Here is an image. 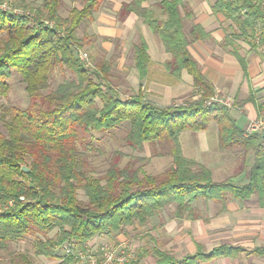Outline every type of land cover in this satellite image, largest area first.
Listing matches in <instances>:
<instances>
[{
    "label": "trees",
    "instance_id": "16d2710c",
    "mask_svg": "<svg viewBox=\"0 0 264 264\" xmlns=\"http://www.w3.org/2000/svg\"><path fill=\"white\" fill-rule=\"evenodd\" d=\"M81 1L82 7L71 8L66 17L59 13L63 0H40L37 7L20 1L18 7L35 10L58 26H65L68 33L64 37H56L52 28L29 24L23 15L0 10V101L7 96L13 71L20 75L29 99L24 108L8 109L0 103L9 114L5 132L0 129V258L5 252L10 264H33L27 251L10 250V244L29 238L35 256L56 259L57 264H73V254L59 253L63 246L82 247L97 234L134 223L143 225L172 203L176 205L174 216L189 218L196 217L192 203L198 199L223 202L228 195L246 200L257 194L263 204L264 130L246 133L237 126L229 107L215 98L212 83L188 50L192 40L208 34L194 24L184 31L178 11L183 0H160L164 20L154 17L151 8L143 7V0L122 3L119 8L121 16L135 12L160 38L169 54L164 63L169 73L180 77L185 70L191 76L198 97L168 106H157L141 93L122 98L106 82L108 60H95L88 54L94 63L86 68L77 58L70 40L84 49L75 32L93 19L104 2ZM212 9L236 26L232 36H226L225 46L234 38L255 33L264 42L262 0H215ZM238 59L244 71V60ZM148 61L147 44L140 38L134 45V65L141 78ZM55 68L71 76L46 91ZM258 110L264 115V103ZM211 121L217 124L221 149L238 147L253 152L247 184L237 187L229 180L214 181L209 167L183 155L180 132L203 130ZM122 124H128L124 139L133 151H142L144 144L153 146V151L156 145L165 146L171 157L168 167L151 174L143 167L144 156L133 154L121 165L122 153L115 152L104 172L95 175L85 158L77 157L83 156L79 152L81 144L93 150V133L108 132ZM79 190L85 199L78 197ZM52 230L55 234L49 236ZM239 251L220 245L207 253L176 258L154 246L137 256L152 252L156 264H191L198 258ZM250 253L264 257V247Z\"/></svg>",
    "mask_w": 264,
    "mask_h": 264
},
{
    "label": "crops",
    "instance_id": "0c3cea01",
    "mask_svg": "<svg viewBox=\"0 0 264 264\" xmlns=\"http://www.w3.org/2000/svg\"><path fill=\"white\" fill-rule=\"evenodd\" d=\"M108 1L113 8L112 14L109 9H103V4L93 13V19L85 29L89 35L101 39L116 38V69L125 76L131 87L137 86L134 94L141 93L145 99L159 106L176 105L175 101L183 96L196 99L198 95L195 94L192 78L185 70L181 71L180 77L166 70L164 63L169 54L160 38L135 12L123 16L119 14L121 4L131 0ZM159 2L143 0L141 5L151 8L154 17L164 20L166 15L160 9ZM214 2L183 0L178 11L185 32L194 24L208 34L192 40L188 50L198 62L203 75L212 83L215 98L231 102L229 112L237 126L244 130L248 119L263 114L259 113L258 106L264 103V42L258 40V34H251L243 39L234 38L232 44L225 46L226 36H232L236 26L223 13L212 9ZM73 7L79 9L82 3ZM59 13L62 17L68 15L60 9ZM112 31L114 34H109ZM140 38L145 40L149 55L146 74L142 78L134 65V45ZM238 57L244 60V71ZM208 126L203 130L180 132L183 155L209 167L214 181L229 180L237 187L247 184L254 161L253 152L238 147L221 149L217 126L216 130ZM192 206L196 212L194 218L174 216L175 209L169 213L161 210L150 217L138 231L147 235L153 246L142 247V251H150L155 246L176 258H183L188 254L207 253L214 247L227 245L241 251L209 259L198 258L191 264H264V257L250 253L255 248L264 247V203L260 202L257 194H252L246 200L228 195L223 202L198 199ZM136 264H156L155 256L149 252L138 257Z\"/></svg>",
    "mask_w": 264,
    "mask_h": 264
},
{
    "label": "rangeland",
    "instance_id": "374dc122",
    "mask_svg": "<svg viewBox=\"0 0 264 264\" xmlns=\"http://www.w3.org/2000/svg\"><path fill=\"white\" fill-rule=\"evenodd\" d=\"M21 0H14V3L19 6ZM26 5L37 7L40 4V0H24ZM81 4V0H63V3L60 7V11H64L65 14L74 6V4ZM103 4L105 7L104 10L109 9L110 13L113 11L111 5H109L108 0H104ZM103 6V5H102ZM111 7V8H110ZM109 13V12H108ZM114 15V14H113ZM88 22H84L80 25L78 30L75 32L76 40H78L84 49L88 52L91 58L97 60L98 58H104L110 62V68L108 71V76L106 78V82L113 87L114 90L120 94L122 98L128 97L136 93L137 86L134 85V88L128 83L125 79V76L117 71V40L115 37L109 38H99L96 36H91L86 31L85 26ZM147 28V26L145 25ZM109 34H114L112 31ZM257 34V33H255ZM92 62L94 63V60ZM92 63V64H93ZM71 74L69 72L62 73L57 68L53 69L50 73L49 77V86L46 91L52 90L56 87L58 83L63 81L66 78H69ZM124 76V77H123ZM10 89L7 93V96L3 97L0 101L1 105L4 108L11 109V107L24 108L28 102V96L23 88V83L20 75L13 71L12 75L9 79ZM187 96L181 97L179 100L175 101L176 104H180L185 100H189ZM222 100V99H221ZM224 101V100H222ZM229 105L231 102L228 100ZM156 104V103H154ZM159 106L160 104H156ZM8 110L3 111L0 108V129L5 132L4 122L8 119ZM251 119V118H250ZM249 120V119H248ZM247 120V121H248ZM246 121V123H247ZM246 125V124H245ZM216 122L212 121L209 124V128H215L216 130ZM128 129V124H122L114 130L108 132H100L93 133L92 145L93 150L88 149V147L84 145H79V152H82L83 156L80 154L77 156L78 158H85L88 165L94 170L95 175H101L105 168L108 166L109 162L113 159L115 152H120L122 155L120 156L119 163L122 165L134 154L135 156H144L146 161L143 162L144 169L151 174H156L163 171L171 162V157L167 154L165 146L156 145L155 151H153V146L149 144H144V148L142 151H133L129 146L125 143V135ZM88 138V137H87ZM78 197L80 199H85V196L82 191L79 190ZM176 208L175 203L169 204L165 206L162 210L165 212H173ZM147 223V222H146ZM144 225V224H143ZM143 225H139L137 223L127 225L120 230L109 232V233H101L93 236L90 240H88L84 245L90 250V252L96 256H98L99 247L103 244H108L109 246H117L120 243H126L127 249L132 252L135 256V259L127 264H136L138 260L137 254H139L143 248L148 247L151 248L153 246L152 241L148 238L147 235L139 234L138 230H141ZM49 236L55 234V230L50 231ZM32 239H23L19 240L16 243L10 244V250L13 252L27 251L30 254L33 264H57L58 260H50L46 259L42 256H35L32 253L31 247ZM143 247V248H142ZM73 252L81 251L82 248L79 246H70ZM60 254L66 253L63 248L59 250ZM2 253H0L1 255ZM82 253V257H79L73 264H87V258L84 257ZM9 255L3 252V257L0 260L3 264H10Z\"/></svg>",
    "mask_w": 264,
    "mask_h": 264
},
{
    "label": "built area",
    "instance_id": "2783aa9c",
    "mask_svg": "<svg viewBox=\"0 0 264 264\" xmlns=\"http://www.w3.org/2000/svg\"><path fill=\"white\" fill-rule=\"evenodd\" d=\"M262 2H264V0H262ZM0 10L23 15L31 25L40 24L42 26L52 28L55 32L56 37H64L68 33L65 26H58L55 21L40 16L35 10L18 7L14 3V0H0ZM70 45L73 49L74 54L82 62V64L86 68H91L92 63L89 59L88 52L74 40H70ZM218 101L225 105H229L228 100L222 101L221 99H218ZM262 130H264L263 114L249 119L244 126V131L246 133L260 132ZM11 203L12 202L9 201L8 205H11ZM84 244L81 247L82 250H77L76 252H73V250L69 246H63L62 248L66 253L73 254L76 260L79 257H82V253H84V257L87 258V264H127L135 259L134 254L127 249L126 243H120L117 246H109L108 244H103L99 247L98 258L94 256Z\"/></svg>",
    "mask_w": 264,
    "mask_h": 264
},
{
    "label": "water",
    "instance_id": "95a60500",
    "mask_svg": "<svg viewBox=\"0 0 264 264\" xmlns=\"http://www.w3.org/2000/svg\"><path fill=\"white\" fill-rule=\"evenodd\" d=\"M25 170H27V167H23Z\"/></svg>",
    "mask_w": 264,
    "mask_h": 264
}]
</instances>
